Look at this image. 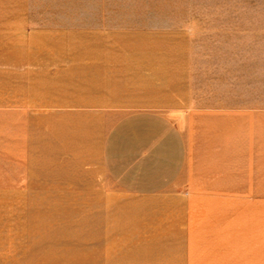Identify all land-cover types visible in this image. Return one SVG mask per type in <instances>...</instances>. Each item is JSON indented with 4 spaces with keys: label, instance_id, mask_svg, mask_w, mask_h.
<instances>
[{
    "label": "rangeland",
    "instance_id": "1",
    "mask_svg": "<svg viewBox=\"0 0 264 264\" xmlns=\"http://www.w3.org/2000/svg\"><path fill=\"white\" fill-rule=\"evenodd\" d=\"M171 1L161 14L132 0H0V188H27L0 194V264H264L245 253L259 242L224 236L257 218L264 247V206L242 210L264 197V0ZM145 111L181 130L184 167L163 191L124 194L104 144ZM46 193L51 208L29 211Z\"/></svg>",
    "mask_w": 264,
    "mask_h": 264
},
{
    "label": "crops",
    "instance_id": "2",
    "mask_svg": "<svg viewBox=\"0 0 264 264\" xmlns=\"http://www.w3.org/2000/svg\"><path fill=\"white\" fill-rule=\"evenodd\" d=\"M185 157L181 130L167 116L151 111L121 118L110 130L103 150L105 171L112 183L124 194L139 196L152 195L171 186L182 174ZM37 188L39 185L31 183L30 190ZM23 189H27L25 185L14 186L12 192L0 188V194L20 196ZM259 259L264 263V257L248 260Z\"/></svg>",
    "mask_w": 264,
    "mask_h": 264
},
{
    "label": "bare ground",
    "instance_id": "3",
    "mask_svg": "<svg viewBox=\"0 0 264 264\" xmlns=\"http://www.w3.org/2000/svg\"><path fill=\"white\" fill-rule=\"evenodd\" d=\"M134 3H135V6H134V8H133V10H134V12L135 11H139V10H141V8H143V7H148L149 8V10H152L153 12H155V13H161L162 14V12L164 13L165 12V10L164 9H167V8H169V7H171V5H173V3H175V2H172L171 0H132ZM174 1V0H173ZM179 2L180 1H186V0H178ZM179 2H177V4L178 5H180L181 3H179ZM148 10V9H147ZM143 12V11H142ZM214 101H216L218 104H220V105H230V103H229V101H227V100H224V99H221V100H218V99H214ZM235 104V103H234ZM47 106H49V104L47 105ZM46 112V114H49V112L50 111H45ZM39 114V113H38ZM252 116V115H251ZM36 118H37V120H39L38 121V123L39 124H41L40 122H41V118L39 117V116H36ZM40 118V119H39ZM250 124V123H249ZM247 126H248V124H247ZM253 131V130H252ZM43 137V136H42ZM42 137H41V139H42ZM35 140H37V139H35ZM262 140V139H261ZM260 140V141H261ZM34 141V140H33ZM259 143V142H258ZM40 149H41V151L43 150L41 147H40ZM34 151H35V148H34ZM38 152H39V150L38 151H35V155L32 157V159L34 160V161H40V162H42L43 164H47V163H49V160L48 159H42V155H40V154H38ZM42 167V166H41ZM39 168V167H38ZM36 173L37 174H44V175H47V171L46 170H37L36 171ZM35 174V173H34ZM38 197V196H37ZM37 197H29L28 198V204H27V206H28V208H29V211H31V210H35V209H38V206L39 207H41V208H43V209H49V208H51V206H49L48 205V202H46L45 201V199H46V197H49L48 196V194L46 193V194H43L41 197H40V199H41V201H36V198ZM262 198H264V197H261L260 198V200H262ZM260 200H259V198H257L256 200H254V201H248V202H246V203H243V205H242V210H246V209H248V208H250L251 206H254V207H258V206H264V200H262V202H260ZM35 204V206H37L36 208H33V205ZM52 208L54 209V206H52ZM241 210V211H242ZM128 211H130V209H124L123 210V212H125V213H127ZM134 212V211H133ZM229 217H230V215H229ZM45 218L46 217H42V218H40L39 216H38V219H41L42 221H44L45 222ZM31 220V219H30ZM137 221V220H136ZM139 221V220H138ZM220 222H224V220H222V221H220ZM226 222L228 223V225H236L237 224V222H238V220L237 219H235V220H232L231 218L230 219H227L226 220ZM260 221H259V219H257V218H255V220H254V222H253V224L250 226L249 225V227H246V228H243L242 229V231H237L236 233L237 234H229V235H225L224 234V236H228L229 238H233V240H235V242H236V244H239L238 243V241H240L241 242V244H243V245H245L246 246V243H247V245H249V244H251V242L252 241H257V242H259L258 243V246H256L253 250L251 249V250H249V252H245V253H247V254H254V256H255V254H263V249H264V247H260V243H262V239H263V235H262V233L260 232V231H258V225H256V223H259ZM70 224H72V223H70ZM73 224H75V223H73ZM136 224V223H135ZM216 224V222H213V223H210L209 225H206V235L204 236L206 239L207 238H211L210 236V233H211V229H208V226H210L209 228H212L213 227V225H215ZM76 227V226H75ZM264 233V232H263ZM81 238V236L80 235H76L75 236V239H76V243H78V241H79V239ZM194 238V237H193ZM81 240V239H80ZM74 244V245H77V244ZM256 243V242H255ZM74 245H72V246H74ZM44 246L45 245H41V247H43L44 248ZM75 247V246H74ZM77 247V246H76ZM193 247H194V245H193ZM223 247L224 246H221V247H218L219 249H217V250H220L219 252H221V253H223ZM61 245H56V246H54L50 251H51V253H54V254H56V252L58 253V252H60L61 251ZM79 248V247H78ZM80 249V248H79ZM75 254L76 255H80L81 257H90V256H92V253L91 252H84V251H82V252H78V251H75ZM23 263H28V264H35L34 263V261H32V260H29L28 259V261H27V259L26 258H24L23 260ZM63 262H64V259H54V260H51V262H49V264H63ZM48 262H46V261H44V262H39V261H37L36 262V264H47Z\"/></svg>",
    "mask_w": 264,
    "mask_h": 264
}]
</instances>
